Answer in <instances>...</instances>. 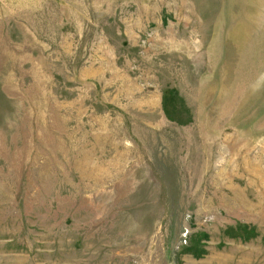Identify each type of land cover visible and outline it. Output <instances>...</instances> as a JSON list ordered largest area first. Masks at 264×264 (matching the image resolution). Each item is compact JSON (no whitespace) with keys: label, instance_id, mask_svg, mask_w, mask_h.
Here are the masks:
<instances>
[{"label":"rangeland","instance_id":"1","mask_svg":"<svg viewBox=\"0 0 264 264\" xmlns=\"http://www.w3.org/2000/svg\"><path fill=\"white\" fill-rule=\"evenodd\" d=\"M0 264H264V0H0Z\"/></svg>","mask_w":264,"mask_h":264}]
</instances>
